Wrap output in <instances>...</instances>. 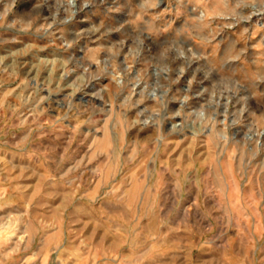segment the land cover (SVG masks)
Instances as JSON below:
<instances>
[{
  "label": "clouds",
  "instance_id": "obj_1",
  "mask_svg": "<svg viewBox=\"0 0 264 264\" xmlns=\"http://www.w3.org/2000/svg\"><path fill=\"white\" fill-rule=\"evenodd\" d=\"M0 264H264V0H0Z\"/></svg>",
  "mask_w": 264,
  "mask_h": 264
}]
</instances>
